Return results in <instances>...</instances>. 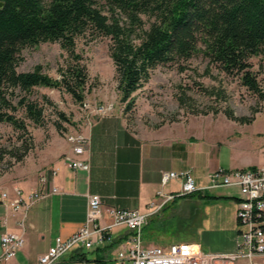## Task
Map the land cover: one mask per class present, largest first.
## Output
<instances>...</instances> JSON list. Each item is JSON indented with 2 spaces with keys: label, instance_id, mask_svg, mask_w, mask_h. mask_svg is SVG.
Listing matches in <instances>:
<instances>
[{
  "label": "crops",
  "instance_id": "0c3cea01",
  "mask_svg": "<svg viewBox=\"0 0 264 264\" xmlns=\"http://www.w3.org/2000/svg\"><path fill=\"white\" fill-rule=\"evenodd\" d=\"M257 134L249 124L219 122L211 115L136 128L128 124L121 111L112 110L96 117L84 133L89 141L84 154L74 155L69 146L65 153L57 154L33 171L0 177V192H7L8 199L17 192L24 200L32 193L39 195L27 211L23 229L18 224L20 214L12 212L7 201L0 203V236L5 232L24 234V244L15 256L0 264H39V257L57 237L68 238L83 225L90 194L100 195L104 208L136 209L144 213L151 202H159L158 191L176 193L181 187L182 178L162 186L163 172L189 171L196 185L201 186L207 183L208 174L219 167L264 165V141ZM68 156L87 161L89 169L67 167ZM42 175L46 177L43 182ZM53 188L58 191L51 192ZM239 196L237 187L226 186L175 197L148 217L142 230L143 243L165 246L186 242L204 252H232L239 241L240 226L235 217ZM108 222L105 215L101 223ZM110 232L117 242L128 237L123 227ZM116 243L108 248L104 247L109 244L92 249L74 247L52 264H96L93 261L96 258H102L101 264H105V257L115 252ZM81 257L86 261H81ZM254 260L263 263L264 257ZM216 264H245V261Z\"/></svg>",
  "mask_w": 264,
  "mask_h": 264
},
{
  "label": "trees",
  "instance_id": "16d2710c",
  "mask_svg": "<svg viewBox=\"0 0 264 264\" xmlns=\"http://www.w3.org/2000/svg\"><path fill=\"white\" fill-rule=\"evenodd\" d=\"M1 1L0 122L21 134L27 129L17 111L23 110L34 124L44 122L43 107L29 98L34 87L62 89L76 102H83L88 73L82 57L75 53V42L86 34L109 39L124 114L133 109V94L149 81L158 65L187 61L200 53L262 101L264 111V88L258 79L264 71V0ZM42 42H58L68 53L69 62L59 69L58 79L50 78L39 67L17 69L23 60L21 50ZM254 57L258 58V71L253 70ZM258 111L252 108L253 113ZM223 112L235 121L251 120L228 109ZM58 114L64 118L62 112ZM20 139L26 144L17 160L31 148L30 140ZM80 260L86 261L84 257ZM93 261L101 264L103 259Z\"/></svg>",
  "mask_w": 264,
  "mask_h": 264
},
{
  "label": "rangeland",
  "instance_id": "374dc122",
  "mask_svg": "<svg viewBox=\"0 0 264 264\" xmlns=\"http://www.w3.org/2000/svg\"><path fill=\"white\" fill-rule=\"evenodd\" d=\"M108 47L109 39L106 37L86 34L76 39L75 53L82 57L81 62L88 73L87 91L82 103L76 102L62 89L36 86L29 98L43 107V124H34L25 117L23 110L17 111V116L24 120L27 133L21 134L10 124L0 122V177L33 171L57 154L65 153L69 146L72 148L71 138L84 135L96 117L112 110L123 113L124 104L117 91L115 67ZM21 56L23 60L17 68L19 71L39 67L52 79L60 78L59 69L69 62L68 53L58 42H42L33 47H25L21 50ZM251 62L253 70L258 71V58H252ZM258 79L264 88V71L259 72ZM133 96L135 106L131 111L123 113L133 128L141 125L156 127L195 116L204 119L211 115L218 118L219 122L249 124L252 131L259 133L257 138L264 141L262 101H258L241 86L235 77L226 75L209 63L201 53L187 61L158 65L152 71L149 81ZM253 107H257L259 111L253 113ZM224 109L232 111L238 117H251V120L242 123L229 119L224 114ZM58 112H62L64 118ZM21 137L30 140L27 143H30L31 148L22 159L17 160L26 144ZM261 166L264 165L255 167ZM248 168L252 167H219L215 170ZM42 171L39 170L40 173Z\"/></svg>",
  "mask_w": 264,
  "mask_h": 264
},
{
  "label": "built area",
  "instance_id": "2783aa9c",
  "mask_svg": "<svg viewBox=\"0 0 264 264\" xmlns=\"http://www.w3.org/2000/svg\"><path fill=\"white\" fill-rule=\"evenodd\" d=\"M74 155H82L88 147V138L85 135H76L71 138ZM67 167L87 171L89 164L85 160L65 158ZM205 185L197 186L189 171H169L161 175V185L170 180L182 178L183 182L178 192L164 194L158 191L159 202H151L147 212L136 209H123L118 207L104 208L100 195L87 196V209L83 225L70 237H57L49 249L39 257V264H52L62 254L82 247L92 249L104 244L116 243L110 230L123 227L128 233L125 239H119L114 253L106 256L105 264H216L232 263L243 259L245 264H264L254 260L264 257V166L238 170H215L207 176ZM41 181H45L42 175ZM237 187L240 196L236 202L235 217L239 229V241L234 251L228 253L204 252L191 243L176 242L165 246L145 245L142 239L143 227L148 222V217L161 208L163 204L175 197L206 192L219 187ZM53 188L51 192H57ZM38 193H32L27 200L17 195L8 199L7 192H0V203L7 201L9 208L14 213H19V226L23 229L27 211L33 201L38 198ZM109 218L106 224L101 223L104 216ZM24 244L23 231L5 232L0 236L2 255L0 263L15 256Z\"/></svg>",
  "mask_w": 264,
  "mask_h": 264
},
{
  "label": "water",
  "instance_id": "95a60500",
  "mask_svg": "<svg viewBox=\"0 0 264 264\" xmlns=\"http://www.w3.org/2000/svg\"><path fill=\"white\" fill-rule=\"evenodd\" d=\"M4 5L3 1L0 0V8Z\"/></svg>",
  "mask_w": 264,
  "mask_h": 264
}]
</instances>
